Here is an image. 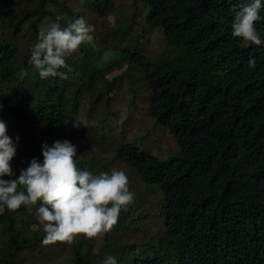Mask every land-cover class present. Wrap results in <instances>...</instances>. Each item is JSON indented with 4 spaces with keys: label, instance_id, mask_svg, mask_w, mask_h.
Here are the masks:
<instances>
[{
    "label": "trees",
    "instance_id": "1",
    "mask_svg": "<svg viewBox=\"0 0 264 264\" xmlns=\"http://www.w3.org/2000/svg\"><path fill=\"white\" fill-rule=\"evenodd\" d=\"M246 2L0 0V119L20 137L16 174L67 138L78 167L122 169L135 193L109 232L70 242L43 243L36 206L6 210L0 264H264V45L231 35ZM58 14L62 26L84 17L93 41L66 59L67 79L41 80L30 49ZM151 131V147L129 141Z\"/></svg>",
    "mask_w": 264,
    "mask_h": 264
},
{
    "label": "clouds",
    "instance_id": "2",
    "mask_svg": "<svg viewBox=\"0 0 264 264\" xmlns=\"http://www.w3.org/2000/svg\"><path fill=\"white\" fill-rule=\"evenodd\" d=\"M262 0H247L238 8L234 6L231 35L243 42L264 45V33L257 24L264 21ZM61 15L38 33L30 49L28 63L36 69L39 78L67 79L66 59L81 44L93 41L94 25L84 17H77L66 25L59 21ZM255 58L248 66L255 67ZM75 127L88 121L75 116ZM15 138L8 134V125L0 119V215L18 209L21 205L35 215L44 232L43 243L72 241L78 234L92 238L109 232L118 221L121 211H127L135 193L129 188V177L122 169L92 171L78 167L77 146L69 139H56L41 145L43 159L33 157L27 167L16 174L12 159L17 153ZM38 204V206H37ZM101 264H118L117 258L107 255Z\"/></svg>",
    "mask_w": 264,
    "mask_h": 264
},
{
    "label": "rangeland",
    "instance_id": "3",
    "mask_svg": "<svg viewBox=\"0 0 264 264\" xmlns=\"http://www.w3.org/2000/svg\"><path fill=\"white\" fill-rule=\"evenodd\" d=\"M118 13L115 14H111L109 16V22L110 23H114L116 21V19L118 18ZM152 35V33H150ZM149 34V36H151ZM116 42L113 41L111 44H115ZM112 48V46H111ZM100 50V49H99ZM108 53V50H101L99 51L97 60L99 62H102V60L104 59V57L106 56V54ZM127 67V63H123L122 65L118 66V67H114L112 69H110L108 71V78H112L113 76L121 73L123 70H125ZM159 133L157 131L153 132H145V133H141V134H130L129 136V141L132 142L133 144H135L136 146H138L139 149L143 150L144 149V145H147L149 147H151V144L153 142V139L158 138Z\"/></svg>",
    "mask_w": 264,
    "mask_h": 264
}]
</instances>
